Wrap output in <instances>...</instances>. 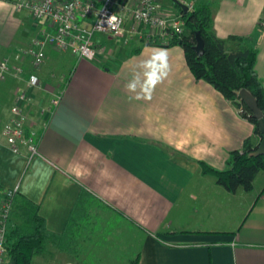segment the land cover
Returning a JSON list of instances; mask_svg holds the SVG:
<instances>
[{
    "label": "crops",
    "instance_id": "0c3cea01",
    "mask_svg": "<svg viewBox=\"0 0 264 264\" xmlns=\"http://www.w3.org/2000/svg\"><path fill=\"white\" fill-rule=\"evenodd\" d=\"M14 1L0 0V62L27 47L43 26L52 28ZM159 1L176 7L172 0ZM197 4L211 8L218 37L253 39L255 69L264 84V0ZM106 36H95L94 60L48 46L40 69L33 71L25 58L20 78L0 82L2 190L18 186L15 200L38 204L47 229L59 235L81 190H87L88 218L66 264H108L102 259L108 252L123 264L138 254V264H264V184L231 193L203 175L199 163L225 169L230 152L255 138L254 124L212 84L196 79L181 45L140 39L119 56L125 49ZM161 50L167 75L150 98L140 85L129 90L137 77L143 83V64ZM32 73L41 88L27 89ZM57 87L64 89L60 105L41 116L40 107L49 105ZM24 90L33 101L23 105L28 132L39 141V153L31 159L24 146L14 153L1 136ZM198 177L204 182L196 183ZM237 200L247 206L240 202L238 210Z\"/></svg>",
    "mask_w": 264,
    "mask_h": 264
},
{
    "label": "built area",
    "instance_id": "2783aa9c",
    "mask_svg": "<svg viewBox=\"0 0 264 264\" xmlns=\"http://www.w3.org/2000/svg\"><path fill=\"white\" fill-rule=\"evenodd\" d=\"M129 1V2H128ZM188 12H193L197 0H178ZM16 8L29 10L37 19L50 22L51 30L42 27L27 47H22L11 58L0 62V82L8 77L20 78L24 73L22 61L30 59L33 71L40 69L47 62L46 48L70 51L80 59L94 60L98 51L94 46L97 34L113 36L138 34L158 35L161 43H168L175 34L182 33L185 21L181 10H175L159 0H15ZM15 63L13 64V61ZM53 76V75H52ZM26 81L27 89L41 88V80L35 73ZM64 93L62 87L52 93L48 106L40 107V115H51L60 105ZM29 93H18L11 108V116L3 125L1 136L14 153L27 149L31 159L39 153L37 137L28 132V115L24 103H32ZM19 187L8 188L0 197V264H7V236L11 229L12 211Z\"/></svg>",
    "mask_w": 264,
    "mask_h": 264
},
{
    "label": "trees",
    "instance_id": "16d2710c",
    "mask_svg": "<svg viewBox=\"0 0 264 264\" xmlns=\"http://www.w3.org/2000/svg\"><path fill=\"white\" fill-rule=\"evenodd\" d=\"M193 12L183 13L185 29L169 39V45L183 47L187 64L197 80H205L232 101L240 114L255 126V138L244 141L242 149L233 150L225 169L220 170L200 161L203 175L214 177L217 185L235 193L238 190L250 192L260 172L264 173V155L252 156L263 137L258 120L251 109L238 96V91L248 90L257 100L264 115V84L258 76L255 64L257 49L249 37L229 36L226 39L217 36L213 28L212 11L207 4H197ZM197 33L204 41V54L200 56L194 46ZM157 43V40L151 41ZM0 185V197L2 195ZM90 195L82 189L71 210V215L62 234L50 232L45 221L38 215L39 205L25 199L17 202L12 215L21 221L12 225L7 236V257L13 264H32L33 258L41 254L47 243L67 252L75 251L79 226L87 220ZM139 254L131 261L138 264Z\"/></svg>",
    "mask_w": 264,
    "mask_h": 264
},
{
    "label": "rangeland",
    "instance_id": "374dc122",
    "mask_svg": "<svg viewBox=\"0 0 264 264\" xmlns=\"http://www.w3.org/2000/svg\"><path fill=\"white\" fill-rule=\"evenodd\" d=\"M197 4V3H196ZM175 8L171 5L170 8H174L175 10L178 9V10H181L180 8L177 7V5L175 4ZM144 40V41H148V42H151V41H155L157 39H159L158 35H153L150 34L149 36H146L143 35L142 37L138 34L134 35L133 37H130L129 35H124V36H113L111 34H107L105 40H108V41H111L112 44L115 46V47H123V49H125L124 52H120L119 53V56H122L124 55V53L126 52V50H130V49H133V43L134 41H139V40ZM132 43V44H131ZM118 45V46H117ZM18 51V50H16ZM15 51V52H16ZM123 53V54H122ZM15 54V53H14ZM121 54V55H120ZM10 84H13V83H10ZM13 86V85H12ZM14 88L15 90L17 89L16 88V85H14ZM209 176V175H208ZM199 178V177H198ZM201 178H199L196 183H199L200 181L203 183L204 181L203 180H200ZM264 184V173L263 172H260V174L257 176L256 180H255V187L256 189H259V187H261L262 185ZM250 198H253L255 197V193H251L250 194ZM246 200V199H245ZM245 200H237L236 203H235V206L238 208H241L239 203L240 202H243L242 207H246L247 206V201ZM232 206V205H231ZM231 214V211L229 212ZM234 216V215H233ZM224 216H222L221 218H223ZM223 220L225 221H228V218H223ZM21 221V219L19 217H16V216H13L12 217V222L13 224H16V223H19ZM132 250H135V248H131ZM76 251H73V252H67V251H64V250H61L60 248L54 246L52 243H47L46 246H45V249L44 251L39 254V255H36L34 258H33V262L32 264H66L67 260H68V254L70 253H74ZM110 253V252H108ZM108 253L104 254V256H102V259H106L107 263L110 264L115 258H118V261L119 263H114V264H123L121 261V257H113V256H110L108 255ZM130 253V252H129ZM133 253L135 254V251H133ZM127 258V257H126ZM133 258V257H132ZM135 259V257L131 260L133 261ZM13 261L7 257V264H13L12 263ZM126 264V263H124Z\"/></svg>",
    "mask_w": 264,
    "mask_h": 264
},
{
    "label": "clouds",
    "instance_id": "9594fccd",
    "mask_svg": "<svg viewBox=\"0 0 264 264\" xmlns=\"http://www.w3.org/2000/svg\"><path fill=\"white\" fill-rule=\"evenodd\" d=\"M145 69L143 75L144 80L143 83L140 84V78L137 77L132 82H130L127 87L131 91H135L137 86L140 85L142 90L145 93L149 94L155 87V85L161 81L167 75V57L163 50L159 51L156 55H154L150 60L146 61L143 64ZM139 98V97H138Z\"/></svg>",
    "mask_w": 264,
    "mask_h": 264
},
{
    "label": "water",
    "instance_id": "95a60500",
    "mask_svg": "<svg viewBox=\"0 0 264 264\" xmlns=\"http://www.w3.org/2000/svg\"><path fill=\"white\" fill-rule=\"evenodd\" d=\"M172 1H174V3H176L184 13L188 12V9L186 8V6L181 4L178 0H172ZM194 49L200 56L204 54V41L201 37V34L199 33H197V36H196V44L194 46ZM238 92H239L238 96L240 97V99L246 103L245 105H247L251 109L253 117L258 120L259 130L263 135L258 145V148L252 153V156L264 155V115H263V112L259 108L256 98L248 90L242 89Z\"/></svg>",
    "mask_w": 264,
    "mask_h": 264
}]
</instances>
